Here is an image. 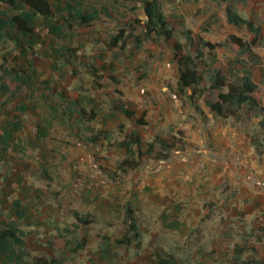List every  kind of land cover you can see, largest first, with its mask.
<instances>
[{"label":"rangeland","instance_id":"374dc122","mask_svg":"<svg viewBox=\"0 0 264 264\" xmlns=\"http://www.w3.org/2000/svg\"><path fill=\"white\" fill-rule=\"evenodd\" d=\"M47 1L56 5L58 12L61 0ZM172 1L175 3L174 7H179L185 15L183 26L185 29L188 28L194 35L211 45H219L212 52L214 61L211 65L222 72H225L229 61L238 57L237 47L229 41L230 36L234 35L245 42L254 39V35L249 34L245 29L239 30L228 25L225 18L227 5L224 3L214 4L209 0H198L200 4L195 9L191 4L195 0ZM162 6L164 11L170 10L166 3H162ZM3 7L8 10L6 6ZM231 7L239 17L246 20L251 18L264 33V0H247L245 4L234 3ZM22 11L24 8L18 5L10 9L8 14H18ZM138 14L141 15L139 12ZM31 29L29 40L34 45L35 51L39 53L36 56L40 58V62H33L38 65L33 66L34 74L24 85L15 79L14 74L5 77L3 81L10 91L0 95V193L2 195L0 211L5 220L13 221L23 232L28 247L24 250L25 257H19L21 254L14 249L0 259V264H31L33 258L54 260V264H99L96 261L97 242L93 241L94 237L98 235L114 239L123 236L125 227L122 224V217L126 207L132 208L136 213V219L143 233L142 249L135 253L132 249L119 247L114 250L110 264H148V257L154 251L173 257L179 264H192V252L196 250L205 254V244L217 239L229 240L224 247H220L224 254H229L235 244H242L243 241L257 244L260 255L264 254V233L256 231L257 233L254 234L249 230H243L242 225L244 216L241 211L247 203V198H244L246 197L244 176L255 174L252 163L249 162V154L230 158L233 154L229 153L231 148H224L223 157L224 159L228 157L226 159L228 162L221 164L222 166L213 171L214 173L207 169L205 161H202L204 159L196 160L198 153L196 154L195 151L198 146H195L194 134L197 135L198 132L195 131V124L190 128L187 126L192 122L190 119L193 113L186 111L185 102L175 97L173 91L176 71L165 52H153L148 42H144L142 48L134 54L117 52L107 56L102 52L98 53L107 60V63L118 69L117 75L121 79L123 75L128 76V72H131L134 77L141 80L132 86L131 82L123 78L122 88L129 103L128 107L137 117L135 119L142 118L148 125L137 127L134 120L127 121L110 111L109 95L115 93V87L111 83L99 82L96 89L81 83L80 92L92 99L90 108L97 112V118L91 125L96 131L110 132L108 141L90 145L71 137L66 127L52 119L39 101V95L44 91L40 83L50 79L49 76L56 81L59 90L76 87L81 82V79H77L76 83H67L72 67H69L67 57L59 54L57 50L60 47L80 48L84 41L80 37L83 30L74 27L64 34H55L54 23L38 17L31 24ZM259 39L254 48L259 63L252 70V75L257 85V97L264 104V37ZM4 48L5 51L0 47V64H2L0 77L11 69L28 72L23 60L13 61L18 53L13 43L8 41ZM141 75H144V78H140ZM208 77L209 75H204V80L206 81ZM202 87H206V84H202ZM216 94V92H208L205 94V99L215 100ZM20 105L27 106L25 113L18 110L17 107ZM177 113L184 116L183 121L174 118L170 122L173 124L166 125L167 117L173 118ZM146 114L147 119L146 116L143 118ZM262 117L264 118L259 116L252 120H244L239 124L226 120L218 125L227 126L237 133L232 141L235 146L236 140L243 138L244 143L248 139L247 134L257 130V124ZM156 122L163 126L156 129ZM175 123L179 126L184 125L187 152H183L184 154L173 152L165 162L147 161L139 169L124 174L116 171V166L123 159L124 152L114 145L116 141H121L128 131L136 129L141 140L146 142L156 135L164 136L177 131V126H173ZM248 145L251 147L250 142ZM191 160L194 164L190 162ZM233 160L238 164L232 165ZM257 168L260 175V163L257 164ZM42 170L48 175V179L39 176ZM168 173L170 174L167 175ZM212 179H215L213 183ZM206 182L210 183L209 192L216 193L219 201L231 203L232 199L239 195L241 197L239 207L233 208V204H229L224 208L228 211L220 214L223 216L221 219H218L220 215L209 213L210 222L218 219L216 222H211L219 233L214 236H208L207 228L193 234L192 225H189L191 234L187 239L193 240L183 247L181 225H177L176 217L173 221H169L172 216L166 215V206L163 207L161 204L164 200L161 201L162 199L154 192L170 189L171 186H184L188 190L193 187L200 189L202 185H206ZM247 183L251 187L252 183L250 181ZM177 196L171 191L169 198L171 205L178 203ZM205 199L211 201L212 198ZM148 200L154 201V204L160 202V206L154 208L152 214L145 210ZM16 202L20 206L19 211L23 214L21 219L15 217ZM210 205L214 208V202ZM208 208L211 210L209 206ZM73 212L87 215L90 223L73 228ZM235 222L240 225H236ZM213 233L214 229L210 234ZM79 241L83 243L82 247L77 249L75 246L70 251L71 245ZM66 242L71 244L66 246L64 245ZM115 256L120 257L119 262ZM248 257V254L244 256V258Z\"/></svg>","mask_w":264,"mask_h":264},{"label":"trees","instance_id":"16d2710c","mask_svg":"<svg viewBox=\"0 0 264 264\" xmlns=\"http://www.w3.org/2000/svg\"><path fill=\"white\" fill-rule=\"evenodd\" d=\"M120 1L129 5L130 17L124 21H117L104 8L99 11L93 10L91 13H82L79 7L71 3L66 4V13L55 19L54 6L47 0H0V47L5 51L4 47L7 42L13 43L18 52L13 61L16 62L21 59L28 68V72L11 69L2 75L0 77V95H5L10 91L8 85L3 81L5 77L14 74L15 79L24 85L34 74L33 62L36 53L29 37L32 34L31 24L36 17L55 19L57 29L61 30L62 28H72L73 23L79 24L83 28H92L95 18L100 14L103 18L116 21L120 26L104 42L107 50H123L128 40L133 41V48L137 51L142 48L144 42H148L152 50L155 48L169 49L172 60L177 66V91L186 95L188 103L198 114L203 115L198 106V101L206 93L216 92L215 101L203 99L204 106L212 118L231 120L233 124H239L244 120L263 116V102L257 97V85L253 79L252 70L259 63V58L254 52L255 44L260 41L259 38L264 37V33L253 23L251 18L246 20L239 17L231 7L234 3L245 4L247 0H211L214 4L224 3L227 5L225 18L228 25L239 30L245 29L249 34L254 35V39L250 42L242 41L234 35L230 36L229 41L237 47L238 57L228 62L225 72L211 65L214 61L212 52L219 45H211L194 35L190 30L185 29L180 16L176 14L165 15L160 0ZM18 5H21L24 11L9 15L8 11ZM3 6H6L8 10ZM136 11H140L143 19L139 18ZM59 51H65L70 57L75 56L74 50L71 49L63 48ZM81 65H83V74L96 80L105 79L116 85L120 83L111 74L113 72L111 64L85 63ZM1 69L2 64H0ZM71 74L70 81L81 75V72L74 69ZM204 75H209L206 81ZM202 84H206V87H202ZM40 85L46 89H49L50 86L53 87L50 92L51 95H42V98L48 104L49 110L54 113L53 117L60 124L67 125L75 137L91 145L109 140V131H96L91 125L97 117V112L90 108L91 98L74 89L58 91L51 79L42 81ZM117 93L121 94L120 92ZM109 107L112 112L120 114L128 121H132L134 118V113L127 109L125 102L120 98L111 99ZM17 108L23 113L27 106L20 105ZM134 123L137 127L146 126V122L142 118L136 119ZM247 137L258 163L264 164L263 117L257 124V130L247 134ZM114 146L124 152L123 159L116 166V171L124 174L139 169L147 161L165 162L173 152H183L185 136L183 131L177 130L164 136L156 135L150 141L144 142L141 140L138 131L131 129L121 141H116ZM39 176L42 179L49 178L43 170ZM14 206L19 207L17 203ZM15 217L21 219L23 214L16 211ZM72 217L74 219L73 228L90 223L87 215L73 213ZM122 224L126 231L123 236L113 240L112 244L131 247L138 252L141 249L142 235L130 208L124 210ZM94 239L101 240L99 251L104 254L110 247V238L97 235ZM26 248L23 232L15 226L13 221L5 220L0 211V259L10 254L14 249H17L21 256H24ZM246 254L249 255L248 259H244ZM226 262L227 264H264V259L253 244L243 241L242 244L233 247L230 256L226 258ZM54 263V260L47 261L41 258H33L31 262V264ZM149 264H177V262L171 256L153 252L149 256Z\"/></svg>","mask_w":264,"mask_h":264},{"label":"crops","instance_id":"0c3cea01","mask_svg":"<svg viewBox=\"0 0 264 264\" xmlns=\"http://www.w3.org/2000/svg\"><path fill=\"white\" fill-rule=\"evenodd\" d=\"M209 2L213 3L211 0H209ZM67 3H71V4L76 5L77 7H79L82 10V13H85V14L91 13L93 10L99 11L100 9L104 8V9H107L108 12L117 21H124L128 17H130V12L128 11V9H129L128 3L124 2V1H120V0H61L58 12H56V8H57L56 5L51 3L54 6L53 12H54L55 19H58L59 17H61L62 14L64 15L66 13V11H67L66 4ZM160 3H161V7H162L163 11H164V8L162 6V3H166L167 6L170 7L169 11H164L165 15L176 14L182 18L184 25H185L184 13L179 9V7H174L175 3H173L172 0H160ZM191 4L196 9L199 6L200 2L198 0H195ZM138 12L140 13V11H136V14H138ZM138 16H139V18L143 19L142 14L141 15L138 14ZM38 18H40V17H38ZM35 19H34V21H35ZM41 19H43V18H41ZM55 19H45V20H49V21L54 23L55 34H64L65 32L73 30L74 27H76L77 29L80 28L81 30H83L80 33V37L84 41H83V44L81 45L80 48L72 49V48H68V47H60L57 50V52L59 54H64L67 57V62L69 64V67L70 68L72 67L71 68L72 71L74 69H76V70L81 72V75L73 78V80L70 81L68 79L67 83H70V84L76 83L77 79H81V82L76 87H72V88L65 87L64 90H73L74 89V90H78L80 92L81 91L80 90L81 89L80 88L81 83H83L84 85H88L91 89H96V87L99 85L98 83L102 82V81L106 82V83H111L105 79L96 80V79H94V78H92L86 74H83V65H81V64H85V63L95 64V65L96 64H104V63L111 64V63H107L106 62L107 60H105L101 56H99L98 55L99 52H102V53L106 54L107 56H110L113 53H117V52H122V53H126V54H131V53L134 54L135 52H137V50H135L133 48V41L132 40H128L126 42V45L123 48V50L114 49L112 51H109L106 49L104 42L106 41V39L110 35L114 34L119 29L120 26L117 24L116 21H112V20L103 18V16L100 14L95 18L92 28H83V27H81V25L73 23L72 28H62L61 30H58L56 25H55ZM63 48L74 50V53H75L74 57H76V58H74L73 56L70 57L69 54L66 53L65 51H59L60 49H63ZM152 51L153 52L154 51L165 52L166 55L169 57L171 64L175 67V71H176V76H175V80H174V89L175 90L173 92H174V94H176L175 97L177 96L178 99H181L183 102H185V105L187 107V108H185V110L188 111L189 113L190 112L193 113V116L191 115V119H190V120H192V122L188 123L187 126L190 128L192 125L195 124L196 125L195 131L198 132L197 135L194 134L195 135L194 136L195 137L194 142L196 143L195 146H198V147H196V151H195L196 154L198 153L196 155L197 159L196 158L195 159L198 161H199V159H204L202 161H205L204 163L207 165V169L209 171H211V173H214L216 171V169H218L219 166H222L221 164L228 162L226 160L228 157L226 159H224V157H223L224 156V152H223L224 148L225 149H227L228 147L231 148V151L229 153H233V154H231L232 156H230V158H232L236 155L239 157V155H242L245 153L249 154V162L251 161L252 166H253V171L255 174L254 175L246 174V176H244V178L246 177L244 179L246 182V187H245L246 188V191H245L246 197H244V198H247L246 199L247 203L243 206L242 211H241L243 216H244V219H243L244 222L242 223V225H243V230H249V232H252L254 234L257 233L256 231L264 233V170L262 171V168H264V164H262V165L260 164V175H259V173H258L259 171L257 170L258 169L257 164H259V163L257 161V158H256V155L254 153L253 148L249 147V145H248L249 144L248 139L245 140V142L243 143V138H240V140L235 141L236 145L233 146L232 141L235 138V134H237V133L232 131L227 126L221 127L220 125H218V124H221L222 122H224L226 120L214 119V118H212L211 115L208 114V111H207V109L203 103V99H205V96L201 100L198 101V106L203 112V115H201V114H198L197 112H195V110L190 106V104L187 101L186 95L178 93V91H177V81H178L177 66L172 60V56L170 54L169 49L168 48H163V49L162 48H155ZM35 53H36V55L39 54L37 51H35ZM97 56H99V57H97ZM128 57L130 58L131 55H129ZM36 61H38V63L40 62V58L37 56H35V58H34V63H36ZM38 63L34 64V65L37 66ZM111 66L113 68V72L111 74L115 78H117L120 81V83H119V85L111 83L115 87V93L112 92V94L109 95V98H110V100L113 98H120L123 102H125L127 109L133 112V110L128 107L129 103L127 102V100L124 96V92H123V88H122V82H123L122 79L126 78L127 81L131 82L132 86L138 84L141 80L138 79L137 77H134V75H132L131 72H128V76L123 75L122 79H121L117 75L118 69L116 67H114V65H112V64H111ZM72 71H71V73H72ZM48 78L51 79L52 84L56 86V89L58 91H62V90L58 89L57 83H56V81H53L52 76H49ZM140 78H144V75H141ZM139 86H141V84H139ZM43 88H44V91H42L43 93H40V95H39V97H40L39 101L41 103V106L43 107L44 110H46V112L50 115V117L52 119H54L57 123H59L53 117L54 113H52L49 110L48 104L42 98V95H47V96L51 95L50 92L52 91L53 87L50 86L49 89H46L45 87H43ZM136 88H138V87H136ZM117 92H120L121 94L119 95ZM134 92H135V88H134L133 93ZM80 93L82 94V92H80ZM205 100H208V99H205ZM209 101H211V100H209ZM212 101H215V100H212ZM263 108H264V104H263ZM26 111H27V109L23 113H25ZM112 113H114V112H112ZM114 114L118 115L121 118H124L120 114H117V113H114ZM145 116L147 119L148 118L147 114L143 115V118ZM263 116H264V112H263ZM135 118H137V117L135 116V113H134V118H133L134 121L136 120ZM162 118H163V116H162ZM174 118H179V120L182 122L184 119V116L181 115L180 113H177L175 116H173V118L168 116L167 120H166L167 121L166 125L173 124L170 122ZM150 119H151V117H150ZM125 120H127V119H125ZM145 122H146V126H147L148 123H147V121H145ZM177 123H178V120H177ZM177 123H175L176 125L174 124L173 126H177L178 130L180 129V131H183L184 125L179 126ZM61 125H63V124H61ZM63 126L66 127V129L70 133L71 137H75V135L72 133L71 129L67 125H63ZM162 126H163V124H158V122L155 123L156 129H158L159 127H162ZM184 136H185V133H184ZM75 138L77 140H79L80 142H83L80 139H78L77 137H75ZM85 144H88V143H85ZM185 146H186V143H185ZM232 149H235V150L233 151ZM183 152H187L186 149ZM183 152H180V153L184 154ZM225 153L228 154V152H225ZM239 160H240V158H239ZM190 162H192L194 164V161L191 160ZM231 163H232V165L238 164L234 160ZM169 174L170 173H168L167 175H169ZM190 174H192L191 170H190ZM194 174L195 173H193V175ZM172 175H174V173ZM196 178H198V177L196 176ZM205 180H207V179H205ZM214 180L215 179H212V183ZM170 181H172V180L170 179ZM248 181H250L252 183L251 187H254V188H251L248 186L249 185V183H247ZM254 183H255L256 187L254 186ZM172 184H173V182H172ZM209 186H210V183L206 182V185H202L200 189H198V188L194 189V187H193L191 190H188L184 186L183 187L182 186H178V187H176V186L172 187L171 186V188H173V189L170 188L171 190L166 189V190H160V191L154 192V194H157V196L162 199L161 201L164 200L166 202V204H165V202L163 201V202H161V204L163 207H164V205L166 206V208H165V210L167 211L166 215L171 214V216H172V219H170L169 221L170 222L173 221L174 217H176L177 225H181L180 230L182 233L181 235L183 237V239H182L183 240L182 241L183 247H185L188 242L193 240L191 238L187 239L188 235L191 234L190 229H189V225H192L191 230H192L193 234H195V232H198V230L207 228L206 230H208V236L209 235L214 236L217 233L216 232L217 229L213 228L214 226L212 225L211 222H216L218 219H221V217H223V216H221L220 214L228 211V210H225L224 208H227V206H229V204H233V208L239 207V202H240V198H241L239 195H237L235 197V199H232L231 203H227L224 200L219 201L218 195L216 193L209 192L210 191L208 189ZM196 187H197V185H196ZM171 191L178 195L176 198L178 200L177 204H174V205L170 204L171 201L169 200V198H170ZM205 198H208V199L212 198L211 199L212 202L207 201ZM1 200H2V195L0 193V201ZM213 202H214V208L212 205H210V204H213ZM16 203L18 204V202H16ZM159 203L160 202H158L157 204H154V201H152V200L146 201V206H145L146 212L152 214L154 208H158ZM208 206L210 207L211 210H209ZM126 208H130V207H126ZM19 209H20V206L18 208H16V211H19ZM130 209L133 211L135 222L139 226L138 219H136V213L134 212V210L132 208H130ZM124 210H123V213H124ZM19 212H21V211H19ZM73 213H77V212H73ZM73 213H72V215H73ZM209 213H215L216 216H218V215H220V216H218L219 218L217 220L210 222V220H209L210 218H208ZM123 216H124V214H123ZM122 220H123V217H122ZM230 224L232 225V223H229V225ZM235 224L240 225L237 222H235ZM212 229H214V233L210 234ZM220 229H221V227H220ZM125 231H126V229H125ZM140 231H141V229H140ZM217 234H219V233H217ZM141 235L143 237L142 231H141ZM106 237H108V236H106ZM115 239H117V238H114V239L110 238V247L105 251L104 254H101L99 251V246H100L101 240H99V239L93 240L95 243L97 242V245H96L97 250L95 252L97 263H99V264H110V262H111L110 260L114 256V250H117V248H119V247L128 248L129 250L130 249L134 250V248H131V247L112 244V241ZM227 241L229 243V240L222 241L220 239H217V241L212 240L210 243L205 244V247H206V253L205 254L195 250L191 254L192 255L191 259L193 262L192 264H203V263L227 264L226 258L230 256L233 247L235 245H240V244H235L232 247L229 254L228 253L224 254V251H222V249L220 247H224L227 244ZM80 243H81L80 241L73 243L71 245L72 248L70 249V251H72L73 248H75V246H77V249L81 248L83 243L81 245H78ZM250 243L253 244L255 249L258 251V249H257L258 245L254 244L252 242H250ZM70 244H71L70 242L69 243L66 242L64 245L69 246ZM26 246L28 247L27 244H26ZM141 249H142V241H141ZM141 249L138 252H140ZM138 252L135 251V253H138ZM154 252H158V251H154ZM25 256L26 255H24V256L19 255V257H22V258ZM117 257L115 259H118V262H119L120 257L119 256H117ZM262 258L264 259V254H262ZM244 259H248V258H244ZM147 261L149 264V257H148ZM176 262H177V264H179L178 261H176Z\"/></svg>","mask_w":264,"mask_h":264}]
</instances>
